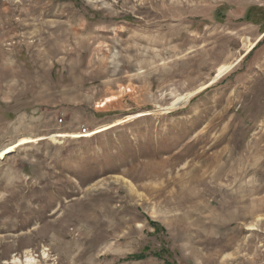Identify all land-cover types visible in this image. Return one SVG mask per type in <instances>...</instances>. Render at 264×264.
<instances>
[{
    "label": "rangeland",
    "instance_id": "1",
    "mask_svg": "<svg viewBox=\"0 0 264 264\" xmlns=\"http://www.w3.org/2000/svg\"><path fill=\"white\" fill-rule=\"evenodd\" d=\"M0 264H264V0H0Z\"/></svg>",
    "mask_w": 264,
    "mask_h": 264
},
{
    "label": "trees",
    "instance_id": "2",
    "mask_svg": "<svg viewBox=\"0 0 264 264\" xmlns=\"http://www.w3.org/2000/svg\"><path fill=\"white\" fill-rule=\"evenodd\" d=\"M242 19H247V16L245 15V18L242 17ZM131 257H134V258H142V255H132Z\"/></svg>",
    "mask_w": 264,
    "mask_h": 264
},
{
    "label": "bare ground",
    "instance_id": "3",
    "mask_svg": "<svg viewBox=\"0 0 264 264\" xmlns=\"http://www.w3.org/2000/svg\"><path fill=\"white\" fill-rule=\"evenodd\" d=\"M184 98V97H183ZM179 100H181V99H179ZM103 104H105V101L103 102Z\"/></svg>",
    "mask_w": 264,
    "mask_h": 264
}]
</instances>
